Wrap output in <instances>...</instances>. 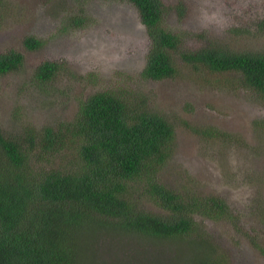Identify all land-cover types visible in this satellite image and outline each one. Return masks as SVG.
Segmentation results:
<instances>
[{"label": "rangeland", "instance_id": "374dc122", "mask_svg": "<svg viewBox=\"0 0 264 264\" xmlns=\"http://www.w3.org/2000/svg\"><path fill=\"white\" fill-rule=\"evenodd\" d=\"M162 1L171 7L164 23L182 31L186 44L210 41L238 53L264 52V0ZM176 4L182 5V15ZM76 12L91 22L84 27L64 23ZM32 36L42 45L26 47L24 41ZM9 51L22 64L0 74V126L5 132L21 135L22 126L58 128L73 119L80 102L93 92L118 87L119 81V86L133 87L147 110L173 125L174 137L165 162L127 182L129 204L165 218L177 212L147 196L143 187L152 179L181 195L184 203L190 201L195 228L211 250L204 254L199 241L196 259L264 264V95L241 86L231 71L195 69L179 59L172 77L140 78L148 36L126 0H0V53ZM45 61H57L60 70L41 83L33 74ZM89 72L98 82L86 78ZM62 155L43 164L76 167L72 153ZM208 196L219 201V214L214 215L217 207L211 216L205 213L209 205L202 198ZM98 235L91 246L81 247L91 259L80 264H192L195 256L182 238L148 242L120 231Z\"/></svg>", "mask_w": 264, "mask_h": 264}, {"label": "trees", "instance_id": "16d2710c", "mask_svg": "<svg viewBox=\"0 0 264 264\" xmlns=\"http://www.w3.org/2000/svg\"><path fill=\"white\" fill-rule=\"evenodd\" d=\"M126 1L137 10L148 36L140 78L172 77L176 72L174 61L179 59L195 69L231 71L237 74L241 86L264 95V52L238 53L210 41L186 44L182 31H174L164 23L171 7L162 0ZM175 8L182 15V5L176 4ZM90 22L84 12H76L64 23L84 27ZM42 43L33 36L24 41L28 48ZM21 64L17 53H0V74L19 70ZM59 70L57 61H45L36 67L33 77L46 83L58 76ZM85 76L97 81L95 73ZM120 84L121 81L116 83L118 87L93 92L80 102L73 119L58 128L43 126L36 130L22 126L18 135L0 126V264L89 262L91 258H86V250L81 249L84 243L91 246L98 234L119 231L137 234L148 242L182 238L195 253L192 264H224L204 256L196 259L201 242V251L211 252L207 249L209 242L195 228L190 201L184 203L174 190L152 179L143 187L161 208L177 211L168 218L129 204L125 195L127 182L167 160L174 130L165 117L146 109L133 87L127 89ZM260 125L264 130V119ZM22 137L26 140L22 141ZM37 148L42 154L34 151ZM65 152L72 153L75 168L68 169L67 163L58 167L43 164ZM202 199L209 205L205 212L208 216L214 207V215L221 212L215 196Z\"/></svg>", "mask_w": 264, "mask_h": 264}]
</instances>
